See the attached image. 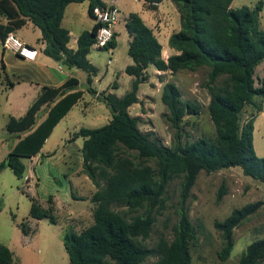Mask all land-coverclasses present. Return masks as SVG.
I'll return each instance as SVG.
<instances>
[{
  "label": "trees",
  "instance_id": "obj_1",
  "mask_svg": "<svg viewBox=\"0 0 264 264\" xmlns=\"http://www.w3.org/2000/svg\"><path fill=\"white\" fill-rule=\"evenodd\" d=\"M86 1L91 17H94L95 9L106 7L103 0H0V18H6L9 23L6 26L0 24V38L3 42L9 33L21 28L26 21L32 22L41 31L44 54L67 68L86 72L88 91L95 94L90 85L93 76L97 75V68L90 63L88 55L95 43L99 24L80 34L76 50L69 48L70 32L62 26L68 5ZM143 1L150 9L162 2ZM170 1L181 21L180 31L169 39L170 47L178 53L165 61L162 45L153 30L137 13H130L126 22L131 38L128 55L134 64L126 67L125 73L135 78L131 90L121 98L102 93L101 101L111 111L109 123L95 129L82 128L73 136L84 139V173L96 191L90 198L94 204V223L80 233L67 231L63 234L69 264H191V246L197 240V232L186 212L181 214L173 238L159 241L157 261L148 262L149 251L140 241L149 235L153 223L152 208L160 206L168 181L182 176L184 199L202 171L211 174L240 167L245 176L264 183V158L256 154L254 147V123L263 111L264 103V80L257 85L256 75L257 67L264 62V30L260 28L263 3L254 8L232 9L233 0ZM115 46L114 36L103 50ZM150 66L171 73L208 69L205 87L210 92L209 113L217 134L215 140L199 139L171 149L140 130L139 117L132 116L129 108L139 103V87L148 81ZM1 69L5 70L3 61ZM219 78H223L220 85ZM6 82L7 86L13 85L8 76ZM78 84L77 79L71 78L61 87H44L24 116L9 118L6 129L19 140L0 164V171L8 167L17 178H23L26 171L23 159L40 153L55 126L81 95L59 101L50 108L46 119L36 126L39 112L76 89ZM162 102L170 109V120L176 128L186 113H198V108L182 102L174 83L165 84ZM247 107L253 111L243 124L242 116ZM221 198L219 196L218 200ZM262 205L263 202L247 204L234 209L223 222H215L223 238L218 254L222 262L227 261L233 251L234 230ZM114 206L127 210L116 211ZM147 207V215L131 218V213ZM29 217L57 224L52 198L48 200L47 208L31 199ZM20 228L25 235L31 232L27 219ZM13 263V253L0 244V264ZM239 264H264V239L247 246Z\"/></svg>",
  "mask_w": 264,
  "mask_h": 264
},
{
  "label": "rangeland",
  "instance_id": "obj_2",
  "mask_svg": "<svg viewBox=\"0 0 264 264\" xmlns=\"http://www.w3.org/2000/svg\"><path fill=\"white\" fill-rule=\"evenodd\" d=\"M260 2L263 3L260 14V28L264 30V0H233L231 8L237 9L242 6L254 8ZM119 6L122 13L119 15L117 29L121 36L118 39L116 48L111 54V52L93 46L88 58L98 68L96 76L98 82L93 85V88L106 91L109 85V87H113V83L118 81L120 87L110 89V91L121 96L131 89V77L125 73V68L134 64L132 58L128 55L129 37L125 29V22L129 14L138 13L144 16L146 13H151L154 14V18L161 17V19L166 16L169 20L170 18L173 19L176 25L179 24L180 29L181 21L176 7L170 0H162L159 12L146 9L143 0H120ZM82 19L84 21L77 25L78 30L87 29L85 23L90 18L85 14ZM67 24V21H65L66 26ZM24 33L26 40L34 44L37 42V37L40 36V33L34 31L32 27L25 28ZM161 42L169 48L168 43L165 44L163 39H161ZM76 46L75 44L74 47ZM109 58L112 60L111 64L108 63ZM148 71L149 79L142 86L141 91L142 102L130 111L133 116L139 114L140 130L149 134L151 139L171 149L178 146L184 147L199 139L215 140L217 134L209 113L210 92L205 87L208 69L202 68L195 72L182 70L177 73L153 74L155 68L150 66ZM87 76V73L82 70L77 74L79 86L76 94L83 95V99L72 110L73 115L68 119L67 126L78 123L82 128H100L106 125L108 117H111V111L101 101L102 92L97 97L88 91ZM257 78V85H259L261 81L259 75H257ZM222 82L223 78H219L218 84L220 85ZM167 83H174L178 87L183 103L198 108L197 114L186 113L178 128L170 120L172 117L170 109L162 102L163 88ZM5 106L4 101H1L0 162L7 158L13 145V140L6 130L5 114L7 112L5 111L7 109ZM252 111L251 108L247 107L242 116L243 124L250 118ZM257 129L254 143L255 150L259 157L264 158V115L259 117ZM62 139H65L64 131L58 129L55 131L48 148L56 147L57 144L62 142ZM23 162L27 166L30 164L26 158L23 159ZM150 164L154 166L153 163ZM59 166L55 160L44 161L39 171L41 179L39 186H37L39 192L46 191L52 195L62 194V186L66 177L57 176L61 173ZM46 174L49 175L48 178L52 179L51 181L45 179ZM24 185V178H17L10 169L0 172V226L9 221L17 222L20 225L29 217L31 201L29 191ZM56 190L59 192H56ZM219 196H222L220 201L218 200ZM256 202H263L262 207L234 230L233 251L228 260L222 262L218 254L223 246V238L221 232L216 229L215 222H223L234 209ZM159 205L152 208L153 223L148 237L145 239L140 238L142 246L149 251L148 262L150 263L159 259V241L162 238L167 240L173 238L174 229L178 225L183 212L188 214L197 232V240L191 246V264H239L241 254L247 246L256 240L264 239V183L245 176L240 167L224 169L211 174L202 171L185 199L183 178L182 176L174 177L165 186ZM113 208L116 211L127 210V208L118 206ZM148 211L149 207L140 210L138 213H131V218L137 215L145 216ZM93 223L92 210L87 222L71 223L69 228L65 229V232L80 233ZM60 231L59 225L55 226L48 221H44L43 227H41V236L42 238H55ZM34 251L38 255L43 254L42 247H35ZM50 257L52 258V256ZM43 264H69V258L67 255L62 261V259L59 260L58 258L57 260L54 257L45 260Z\"/></svg>",
  "mask_w": 264,
  "mask_h": 264
},
{
  "label": "crops",
  "instance_id": "obj_3",
  "mask_svg": "<svg viewBox=\"0 0 264 264\" xmlns=\"http://www.w3.org/2000/svg\"><path fill=\"white\" fill-rule=\"evenodd\" d=\"M103 1L106 3L107 6H115L116 8L119 9L120 14L122 13L119 6L120 0H103ZM160 5L161 3H159L155 9H150L148 5L144 2V7L146 9L155 10V12L160 11L159 9ZM88 6L89 4L86 1L83 3H72L68 5V7L66 8L65 15L62 21V26L70 32V42L68 46L72 50L77 49V46L74 47V45L78 44V38L80 34L83 31H90L93 28V26L96 24L95 19L89 15ZM85 14H87L88 17L90 18V20H87V22L85 23L87 29L78 30L77 25H79L80 22L84 21L82 17L83 15L85 16ZM138 15L142 18L145 24L153 30L156 38L162 45V58L165 61H167L170 56L178 53L175 49L170 47L169 39L173 33H177L180 31L179 24L176 25L173 19L170 18L169 20L168 17L166 16H164L161 19V17L154 18V14L151 13L150 14L146 13V15L144 16L140 14ZM65 21H67L68 23L67 26L65 25ZM126 22H125V29H126ZM118 23L119 20L114 28L116 46L118 39L121 36V33L117 29ZM0 24L6 26L9 23L6 18L1 17ZM30 27H32L34 31H38L40 33V36L37 37L38 39L35 44L30 41H27L25 38L26 35L24 33V29L25 28L28 29ZM11 33H13L16 37H18L23 43H25L29 47L35 48L38 51V55L34 61L26 60L11 50H5L3 48V42L0 38V103L1 101H4L6 105L5 106L7 109V111H5L7 112L5 114L6 125L11 116L15 118H20L24 116L26 112L29 110V108L33 105V103L37 100L44 87L58 88L61 87L65 82H67L71 78H75L78 80L77 74L80 71L79 69L76 68H71V69L67 68L44 54L45 44L41 40L42 37L41 31L36 26H34L32 22L26 21L25 25H23L21 28L15 29ZM128 37L130 43L131 38L129 36V33H128ZM161 39H163L165 44L168 43L169 48L165 47V45L162 44ZM116 46L114 48L105 51L111 52L112 54V51L116 48ZM2 61L5 64V70L1 69ZM89 61L93 66L97 68L95 63H92L91 60ZM111 62L112 60L111 58H109L108 63L111 64ZM157 73L162 74L166 72H161L155 69L153 74H157ZM262 73L264 74V62L256 69V75H259V78L261 80H264V75ZM97 74H98V68H97ZM7 76L13 82L12 86H7V82H6ZM96 76H93L92 84L90 85V87L96 92L95 95L97 97L100 95L101 92L102 93L104 92L106 94H113L121 98L129 92L126 91L124 95L118 96L113 91H110V89H117L118 87H120V83L118 81H115L116 85H114L115 82L113 83V87H109L110 86L109 85L106 91H100L94 89L93 85L98 82V77ZM130 77L132 84L135 78L133 76ZM145 83L141 84L139 87V92H138L139 103L131 106L129 108V112L136 105L141 104L143 99L141 91H142V86ZM77 89L78 87L74 90L69 91L63 97L58 98L50 106H44L39 112L36 126L40 125L46 119L50 108H52L59 101L67 98L68 96L75 95L77 93ZM82 99H83V95L78 99V102L72 107V109L58 122V124L53 129L51 136L46 140L40 153L35 157L26 158L29 160L30 163L29 166H27L23 162L26 166V171L23 176L25 180L24 186L29 191L28 194L30 196V201L31 199H35L39 201L44 208H47L48 200L52 198V204L55 208V214L57 216V224H52V225L55 226L59 225L61 231L57 233L55 238H50V237L42 238L41 227H43L44 221H48V220L47 219L38 220L30 217L27 218L28 225L31 228V232L29 233V235H25L22 232L20 225H18L17 222L14 223L12 221H9L8 223L3 224L4 227L3 225H1L0 244L8 247L10 251L13 253V257H14L13 264H43L45 260H50L54 257L57 260L59 258V260L62 259L63 261L64 258L68 255L63 243V234L65 233V229L69 228L70 224L74 222H82V223L87 222L89 219V215L94 208V204L90 201V198L95 193L96 187L91 181V179L84 173V159L82 153L84 139L81 137L79 138L73 137L74 134H76L77 132L80 131V129H82V127L78 123L72 124L70 126L66 125L68 119L73 115L72 110ZM262 115H264V103H263V111L255 119L254 143H255L256 133L258 130L257 121L259 117ZM134 117H140V116L139 114H135ZM107 120L109 123L111 117H108ZM58 129H62V131H64L65 139H62V142L57 144L56 147L48 148L49 147L48 145L51 143V139L53 138L55 131H57ZM10 137L13 140V145H12L13 148L19 139L14 134H10ZM74 147L76 151L74 150ZM46 160H52V161L55 160L57 165H60L59 171L61 172L60 174H57V176L66 177L64 180V185L62 186V194L60 195L59 194L52 195L50 194V192L49 193L46 191L39 192V190H37V186H39L41 181L40 173H39L40 167L43 166L44 161ZM2 162H0V164ZM7 169L10 168L5 167L1 171ZM48 177L49 175L46 174L45 179L47 181L48 180L51 181L52 179ZM56 192L59 191L56 190ZM35 247H42L43 254L38 255L34 251ZM50 256H52V258Z\"/></svg>",
  "mask_w": 264,
  "mask_h": 264
},
{
  "label": "built area",
  "instance_id": "obj_4",
  "mask_svg": "<svg viewBox=\"0 0 264 264\" xmlns=\"http://www.w3.org/2000/svg\"><path fill=\"white\" fill-rule=\"evenodd\" d=\"M120 11L115 6H107L105 8H97L94 11V19L99 24L96 33V40L94 47L98 49L106 48L114 38V28L119 20ZM3 48L11 50L18 54L20 57L34 61L38 55L35 48L29 47L23 43L13 33H9L3 41Z\"/></svg>",
  "mask_w": 264,
  "mask_h": 264
}]
</instances>
